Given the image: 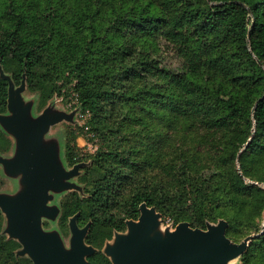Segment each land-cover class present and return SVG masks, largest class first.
Returning <instances> with one entry per match:
<instances>
[{"label": "trees", "instance_id": "obj_1", "mask_svg": "<svg viewBox=\"0 0 264 264\" xmlns=\"http://www.w3.org/2000/svg\"><path fill=\"white\" fill-rule=\"evenodd\" d=\"M0 67L43 101L68 87L88 113L89 197L61 216L90 221L88 245L145 203L193 229L224 220L234 243L258 235L243 263L264 264V190L247 182L264 184V0H0ZM20 248L0 237V264H32Z\"/></svg>", "mask_w": 264, "mask_h": 264}, {"label": "water", "instance_id": "obj_2", "mask_svg": "<svg viewBox=\"0 0 264 264\" xmlns=\"http://www.w3.org/2000/svg\"><path fill=\"white\" fill-rule=\"evenodd\" d=\"M0 79L7 82L6 114H0V127L16 143L15 155L0 157L6 174L19 179L14 195L0 194V211L7 222L5 233L21 248L16 256L27 257L32 264H88L97 253L84 240L90 223L80 228L77 214L69 220V248L55 232L44 231L42 220H55L59 209L49 206L51 192L75 189L69 180L84 164L66 170L59 158L57 144L46 143L49 129L73 114L50 113L49 109L33 118L30 105L22 98L25 75L18 87L0 68ZM77 111H80L77 108ZM161 215L145 203L139 206L137 220L125 223L127 234H117L103 255L111 264H230L242 256L255 239L247 237L233 243L226 237L227 222L207 224L206 230L179 223L173 231L160 230Z\"/></svg>", "mask_w": 264, "mask_h": 264}, {"label": "rangeland", "instance_id": "obj_3", "mask_svg": "<svg viewBox=\"0 0 264 264\" xmlns=\"http://www.w3.org/2000/svg\"><path fill=\"white\" fill-rule=\"evenodd\" d=\"M161 47L163 46L161 45ZM160 53L162 55V62L164 65H172L173 67H176L177 63L175 58L172 56L171 52H165V50L162 48V51ZM1 69L3 70V68ZM3 72L5 75L11 78L10 73L5 72L4 70ZM58 85H61V83H59ZM22 98L26 104L30 105V112L33 118L40 116L43 110L45 109H49L50 113H63L67 115L73 114V112L75 113L70 121H62L56 124L51 129H49L47 135L45 136L46 143L55 142L57 144L60 161L66 170H70L74 166V165L70 166L68 163V159L70 158V152L72 151L76 153L75 154L76 159L78 160V163L76 164H84L83 167L79 169L77 175L69 180L71 184L75 185L76 187L75 189L64 190L59 193L51 192L52 199L49 203V206H55L59 209V214L56 217V219L42 220V227L44 231L57 233L61 237L64 246L66 248H69V241L71 238V233L69 229V220L72 217L69 218L65 223L61 222L63 206L71 202V200H73L75 196L79 197L80 199H86L87 197H89V193L87 194V190L90 189L89 183L93 180V172H94L93 156L100 146V141L97 138H94L91 132H88V126H86L87 119L83 120L79 118V114L81 112L77 111V107H76L77 102L75 99V94L72 93L68 87L63 86L60 89V93H55L49 98H47L45 101H43L42 91L30 90L28 88L27 83H25V88L22 93ZM4 114H6V112ZM2 134L4 140L7 141V144L5 142V147H3L0 144V149H1L0 157L5 159H10L15 155L16 143L14 138L8 133H6L3 129H2ZM247 182L249 184L251 183L253 185H256L257 187H260L262 190H264V184H260V183L258 184L256 182H250V181ZM19 189H20L19 179L17 177H12L6 174L3 166L0 164V194L12 196ZM88 223H90V221H88ZM208 224H216V223H208ZM177 225L178 224H174L173 221L163 220V218H161L160 230L162 232L173 231ZM261 225L262 227H264V212H263ZM84 226L85 225L79 227L82 228ZM6 227H7L6 219L4 218V216H2V221L0 223V237H4L6 240H9L8 235L5 233ZM117 234H127V229L125 228V230L123 231H114L110 239H104L103 236L99 235L95 238L93 244L90 246H92L97 251V253L103 254L106 246L113 243L115 236ZM87 236L88 233L84 240L86 245H88ZM251 236L257 237L258 235L251 234L247 237H251ZM243 255L237 258L236 260L232 261L230 264H244ZM22 258L29 259L27 257H22Z\"/></svg>", "mask_w": 264, "mask_h": 264}, {"label": "built area", "instance_id": "obj_4", "mask_svg": "<svg viewBox=\"0 0 264 264\" xmlns=\"http://www.w3.org/2000/svg\"><path fill=\"white\" fill-rule=\"evenodd\" d=\"M79 118L86 120L88 118V113H80ZM74 160H76V157L74 158Z\"/></svg>", "mask_w": 264, "mask_h": 264}, {"label": "flooded vegetation", "instance_id": "obj_5", "mask_svg": "<svg viewBox=\"0 0 264 264\" xmlns=\"http://www.w3.org/2000/svg\"><path fill=\"white\" fill-rule=\"evenodd\" d=\"M89 230H90V227H89ZM89 230H88V233H89Z\"/></svg>", "mask_w": 264, "mask_h": 264}]
</instances>
